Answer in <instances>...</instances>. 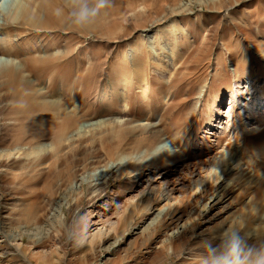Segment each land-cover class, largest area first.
Masks as SVG:
<instances>
[{"label": "rangeland", "instance_id": "rangeland-1", "mask_svg": "<svg viewBox=\"0 0 264 264\" xmlns=\"http://www.w3.org/2000/svg\"><path fill=\"white\" fill-rule=\"evenodd\" d=\"M77 1L28 42L65 55L31 78L47 108L0 79V264H203L232 233L264 248V0H105L75 24ZM230 149L242 166L221 175Z\"/></svg>", "mask_w": 264, "mask_h": 264}, {"label": "bare ground", "instance_id": "bare-ground-1", "mask_svg": "<svg viewBox=\"0 0 264 264\" xmlns=\"http://www.w3.org/2000/svg\"><path fill=\"white\" fill-rule=\"evenodd\" d=\"M64 2L65 0H34V2L33 0H12L8 10L5 11L0 9V56L3 57H0V79L11 87L9 91L12 95L9 96L14 102L22 104L34 103L33 106H40V103H37V99L39 98L38 91L30 92L37 83L31 78L35 75H37L36 80L43 78V73L48 70L49 64L52 66L54 61H59L65 56L64 52L51 51L50 49L53 47V45L51 47V43L39 44L38 46L37 42L33 47L28 44V42L35 39L39 33L49 34V32L54 31L59 25L63 28V25H65L68 19L66 12L63 10ZM81 4H83L81 0H78L76 4L74 2V10H78L76 6ZM58 10L60 13L59 15H57ZM21 28H23L24 31L16 33V29L18 30ZM54 33L55 31L52 32V34ZM46 34H44V36H46ZM46 40L48 39L46 38ZM55 48L54 45V49ZM57 48L59 47L57 46ZM4 56L6 58H4ZM78 65L80 66V63ZM60 79H58V81ZM46 81L50 84L49 79ZM22 104L21 106H23ZM237 107L238 104L233 108L236 109ZM41 108L47 107L42 105ZM69 118L70 117H68V119ZM231 150L233 149L219 154L217 168L221 175L242 166L238 151H234L233 154ZM174 154L175 155L172 156H179V153ZM209 178L210 176L208 174L205 175L203 177V182H206ZM161 196L164 195L161 194ZM260 238L264 239V232L261 233Z\"/></svg>", "mask_w": 264, "mask_h": 264}, {"label": "clouds", "instance_id": "clouds-1", "mask_svg": "<svg viewBox=\"0 0 264 264\" xmlns=\"http://www.w3.org/2000/svg\"><path fill=\"white\" fill-rule=\"evenodd\" d=\"M105 7V0H99L94 8L86 5H77L70 15L75 24H83L95 17L99 10ZM59 10L57 15H59ZM203 264H264V248L241 247L240 237L232 233L226 241L223 250L209 246L208 256Z\"/></svg>", "mask_w": 264, "mask_h": 264}]
</instances>
